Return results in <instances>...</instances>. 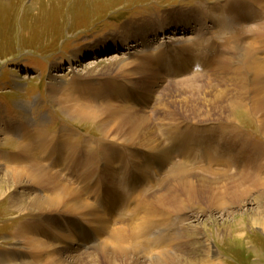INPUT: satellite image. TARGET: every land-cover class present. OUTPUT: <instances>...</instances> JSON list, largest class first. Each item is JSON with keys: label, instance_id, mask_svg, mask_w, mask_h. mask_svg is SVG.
Segmentation results:
<instances>
[{"label": "rangeland", "instance_id": "374dc122", "mask_svg": "<svg viewBox=\"0 0 264 264\" xmlns=\"http://www.w3.org/2000/svg\"><path fill=\"white\" fill-rule=\"evenodd\" d=\"M201 4L211 20L200 28ZM247 4L0 0V170L35 173L30 194L75 192L46 212L19 214L20 188L0 200V264H50L66 254L108 264L109 252L121 264H153L163 252L188 264L212 258L205 239L216 248L209 264H264V236L250 220L264 211V100L245 58L251 49L264 68V1L255 0L261 14ZM177 15L200 29L179 33L176 19L159 35L155 25ZM237 46L244 62L233 65ZM140 112L148 116L131 135ZM75 195L86 209L67 206Z\"/></svg>", "mask_w": 264, "mask_h": 264}, {"label": "bare ground", "instance_id": "6f19581e", "mask_svg": "<svg viewBox=\"0 0 264 264\" xmlns=\"http://www.w3.org/2000/svg\"><path fill=\"white\" fill-rule=\"evenodd\" d=\"M255 1V0H254ZM262 1V0H261ZM264 1V0H263ZM244 3H246V1L244 0ZM246 8H248V4L245 5ZM199 8V7H198ZM202 9V8H201ZM205 12V11H203ZM248 12H253V13H256V14H259L260 11H254L253 8H248ZM261 14V13H260ZM180 15V14H179ZM179 15L177 16H171L170 18L168 19H165V23L166 25L169 24V25H174L175 23L177 24V22H174L176 19L178 21L179 26H183V29H184V26L187 27L186 25L188 24L186 21L184 20H181L179 19ZM193 15V14H192ZM262 17V15H261ZM212 19H214L215 21V24H218V21L217 19L213 16ZM221 19V18H220ZM228 19H230L229 17L228 18H224L223 21H226V23H229V25H231L232 21H229ZM219 20V19H218ZM222 20V19H221ZM260 20H263V17L262 19H258V21H253L254 23H257L259 22ZM252 22V21H249V23ZM158 24V23H157ZM163 25V22H161L159 24L158 27L160 28H163L164 25ZM247 25V24H246ZM249 25V24H248ZM151 25H149L150 27ZM148 26H144L142 27V30L141 32L143 33L145 30V28H147ZM222 27V26H221ZM251 27V26H249ZM189 28V27H188ZM186 28V29H188ZM232 29V27H231ZM231 32V30H229ZM146 33V32H144ZM217 34V30L215 32ZM215 33L213 32V37H214V40L218 43H220V41H222V34L216 36ZM173 34H175V32H173ZM231 35H234L232 33H229ZM139 35V34H138ZM176 35V34H175ZM228 35V34H227ZM226 35V36H227ZM232 38V37H231ZM221 44V43H220ZM170 47H172L170 45ZM195 56H197V58L199 60H203L201 59L202 57L199 56V55H196L194 54ZM245 58H246V61L248 63V68L249 70L251 71L252 73V80H253V87L255 89V95H256V100L258 99H261L260 101L264 100V68H263V65L262 63L260 62V59L254 55V52L251 50V49H248L246 54H245ZM116 61V59H112V60H109L107 61L108 64H112ZM118 61V59H117ZM187 64L189 65L190 64V61H189V58H187ZM106 62V63H107ZM105 63V64H106ZM99 65V64H97ZM96 65V66H97ZM95 65H91V67H94ZM199 68V67H198ZM93 69V68H92ZM201 70V69H200ZM198 71V70H197ZM197 78V77H195ZM193 79V78H191ZM190 79V80H191ZM189 80V82H190ZM186 81V80H184ZM186 84V83H185ZM189 85V84H188ZM55 91V90H54ZM221 93V92H220ZM216 96V94H214ZM221 95L218 93L217 94V97L215 99V104H218V102L221 101ZM217 102V103H216ZM258 104V106H260V104L258 102H256ZM221 104V103H220ZM223 105V104H222ZM62 106V105H61ZM219 108V106H218ZM263 109V108H262ZM70 113V112H69ZM78 113V112H77ZM76 116V115H75ZM147 114H145L144 112H140L138 114H136L132 119V120H129L130 122V126H131V135H135L136 132H138L140 130V128L144 125V120L147 118ZM197 121V120H196ZM15 126V125H14ZM24 128V126H21V129ZM15 129V128H14ZM6 130V129H5ZM7 130L8 131H12V127L11 126H7ZM16 130V129H15ZM148 135H152L154 132H151V131H148L146 132ZM156 138V141H157V137H154ZM146 139V138H145ZM151 139V138H150ZM24 144V140L20 141ZM19 142V144H20ZM158 142V141H157ZM159 145V144H158ZM21 145H18L17 147L19 148ZM154 146V145H153ZM156 146V145H155ZM157 147V146H156ZM154 147V148H156ZM159 146L156 148L158 149ZM21 149V148H20ZM21 151V150H20ZM22 152V151H21ZM20 152V153H21ZM1 153V152H0ZM166 155H169L168 153H165ZM2 156H7V153L3 152V155ZM4 158V157H3ZM152 164V163H151ZM39 173V172H38ZM40 174V173H39ZM263 175V174H262ZM37 179V176H35V173L31 172V171H28L26 169H19V168H11V169H4V170H0V200L6 198L9 194H11L12 192H17V189L20 188V190L18 191V196L16 198H14V201H17V206L15 207L16 211L19 213V214H24V213H31V212H46V211H53V210H56V209H59L64 203H65V200L69 199L71 196H73L75 194V192L73 191H69V192H65V194H62L61 196H52V195H48V196H45V195H36V194H30L28 193L27 189H31V186L33 184L34 181H36ZM241 180V179H240ZM240 180H233L234 182H236V184L238 185V189L240 190L241 188H244V186L239 182ZM140 181V180H138ZM206 181V180H205ZM193 183V182H192ZM243 183V182H242ZM190 184V182H189ZM241 184V185H240ZM250 184V183H249ZM254 184V183H253ZM34 185V184H33ZM36 185V184H35ZM158 184H154V187H156ZM250 187V186H249ZM150 189V188H149ZM199 189V188H198ZM245 189V188H244ZM24 190H27V191H24ZM250 190V189H249ZM63 191V190H62ZM64 193V192H63ZM78 195V194H77ZM263 195V194H262ZM161 197V196H160ZM75 202H71L70 204H68L67 206H69V208L73 209L74 211H79V210H82V209H86V207H88V204H86L84 201H82L81 199H79V197H77L75 195ZM138 204V202H134V205ZM15 206V205H14ZM125 206V205H124ZM127 207V206H125ZM250 215V214H249ZM253 216H251L250 220H251V223L253 225H255L258 230L260 231V233L264 236V211L263 210H260L258 212L254 214H252ZM250 216H248L249 218ZM124 217H122L123 219ZM245 218H241L240 219V223H243ZM23 226V225H22ZM254 226V227H255ZM24 227V226H23ZM80 227V226H79ZM19 230L21 231H17V233L20 234H23V231L24 229L23 228H18ZM84 230V229H83ZM81 234H84V231H82V229H80L79 231V234L81 236ZM86 234V232H85ZM84 234V235H85ZM18 235V234H17ZM90 235V234H89ZM86 236V235H85ZM107 236V235H106ZM158 236V235H157ZM206 240V239H205ZM203 241V246H207V248L203 249L204 250V254L205 256H210V257H214L216 256V254H214L213 251H216V248L212 247V244L211 242H206V241ZM95 242V241H94ZM150 242H154V240H150ZM75 243V242H73ZM93 243V242H91ZM89 243V244H91ZM35 244V246L37 247H40V248H44V244L39 242V240L33 242V245ZM72 244V243H71ZM66 245V244H65ZM68 246V244H67ZM36 247V248H37ZM67 248V247H66ZM108 248V247H107ZM71 250V249H70ZM108 251H113L111 249V247L108 248ZM110 253V252H109ZM109 253H106V262L108 264H121L118 260H116L113 256H111V254L109 255ZM218 254V253H217ZM68 255V254H66ZM66 255L64 256H59V257H50V258H47L49 259L50 261V264H102V261L100 259L99 256L97 257H94V263H90L89 261H87L85 259V256H81V255H78V256H74V257H66ZM154 256V255H153ZM155 262H153V264H173L174 262L176 263L177 261V258H174L173 256L169 255L168 253L166 252H163V253H159L158 255H155ZM212 258H201L199 260H191L190 263L188 264H209V261H211ZM176 260V261H175ZM180 259H178L179 261ZM181 261V260H180ZM182 262V261H181ZM218 262V261H216ZM174 263V264H175ZM212 262H210L211 264ZM125 264V263H123ZM136 264V263H134ZM137 264H148V263H137ZM213 264V263H212ZM215 264H219V263H215ZM222 264V263H221Z\"/></svg>", "mask_w": 264, "mask_h": 264}]
</instances>
